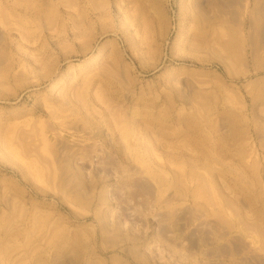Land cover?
<instances>
[{
  "label": "rangeland",
  "instance_id": "374dc122",
  "mask_svg": "<svg viewBox=\"0 0 264 264\" xmlns=\"http://www.w3.org/2000/svg\"><path fill=\"white\" fill-rule=\"evenodd\" d=\"M0 264H264V0H0Z\"/></svg>",
  "mask_w": 264,
  "mask_h": 264
}]
</instances>
